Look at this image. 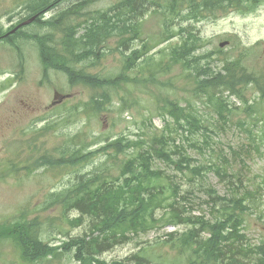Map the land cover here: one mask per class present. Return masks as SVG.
Masks as SVG:
<instances>
[{
    "label": "trees",
    "instance_id": "16d2710c",
    "mask_svg": "<svg viewBox=\"0 0 264 264\" xmlns=\"http://www.w3.org/2000/svg\"><path fill=\"white\" fill-rule=\"evenodd\" d=\"M263 2L264 0H168L165 7L156 9L150 7L148 0H116L110 6V16L92 19L86 28L82 26L87 20L75 15L85 12L86 8L75 3L61 10L65 20L55 14L51 19L31 24L38 27V33H25L20 30L10 36H1L0 40L18 53L20 63H23L24 57L17 43L34 44L42 68L43 81L49 82L51 75H62L69 86H83L92 91L88 101L80 104L78 108L64 111L62 118L47 120L44 128L34 132L39 135L42 132V136L47 133V152L31 159L33 167L28 170L27 175L31 176L40 169H46L47 172L70 170L69 173L74 174L69 186L61 191L50 192L45 203L51 207H59L61 215L70 226H80L84 217L93 219L103 227H111L114 237L126 243L130 241V234H146L168 226L178 227L189 216V212L184 208L178 209L177 198L180 196V190L169 177L154 168L156 160L165 165H172L181 173L198 172L200 178H204L205 170L213 171L218 177L227 178V182L235 186L237 195L224 198L211 189L207 190L210 200L217 207L219 217L211 222L206 242L195 245L193 236L183 235V232L180 235L168 233L166 238L156 242L150 249L166 247L176 254L187 256L190 259L189 264H202L194 258L196 255L210 257L217 264H264V243L252 245L247 237L240 233V227L250 209L248 197L245 195L248 186L243 183V176L216 166L202 168L200 171L192 166V159L188 156L186 148L176 138L186 134L185 139L189 141L191 136L200 133L204 142L211 141L213 130L202 125L197 116L196 104L191 102L192 98L201 100L205 97L217 120L223 123L227 120L226 115L231 109L224 95L202 92L196 85V78L201 76L208 83L231 89L234 97L244 105L242 112L252 118V124H247V132L251 135L248 137V147L256 153L264 149V115L257 107V104H264V73L249 70L242 58H220L223 52L218 48L211 52L204 51L208 42L201 40L193 26L194 23L215 19L229 12L251 13ZM114 7H119L120 11ZM145 17L160 19L159 32L155 37H144L141 21H144ZM188 19L191 24L180 28L182 21ZM122 20L130 21V24L125 25ZM176 37L178 42L169 49L153 52L156 47ZM135 40L140 41V46L135 51L132 48L129 50ZM106 41L110 47L104 49L102 44ZM147 47L152 51L150 59L143 58ZM193 54L206 55L209 64L194 65L191 60ZM156 55L159 56L156 58ZM213 55H216V60L212 58ZM112 56L119 57L116 72L103 74L106 69L103 64ZM218 60L220 65L216 67ZM98 68L102 69L100 73L95 72ZM135 70L140 71L139 76L135 74ZM174 72L183 74L190 82L186 84L189 86L191 101L186 100L185 106H181V101L177 98L162 99L160 114L164 125L158 133L154 129L150 134H141L134 140L118 137L114 140H104V144H101L102 136H94L91 131H80L73 136L61 132L70 117L82 115L87 119H97L111 112L112 100L119 91L130 92L138 85L158 84L160 80L157 74ZM247 81L249 84L246 87L254 86L259 94L258 99L252 103L246 100V87L236 90L238 84ZM126 102L125 98L119 97L120 109ZM167 118H170L171 122ZM149 120L151 122V119ZM253 128L259 130L261 135H255L256 131L253 134ZM144 136H147L148 140L142 139ZM35 141L36 139H32V142ZM177 142L181 143L176 144ZM95 144L100 146L92 149ZM190 144L196 147L195 142ZM25 147L32 148L30 144ZM83 168L92 169L93 172L76 185L78 171ZM157 209L163 210L159 217H155ZM68 211H75L79 217L67 219L65 214ZM229 227L234 230L236 242L247 247L246 254L244 253L240 260L216 255V249L223 244L222 236H225ZM39 228L37 218L28 222L26 213H23L14 223L0 225V241L10 242L18 249L21 259L29 264L59 260L61 255H64L65 259H73L77 264H95L82 259L80 253L87 246L97 251L101 244L91 246L84 237L77 236L68 238L60 245L50 246L47 243L46 248H43L39 244L43 242L39 237ZM100 264L152 263L148 249L142 248L138 253L127 257L124 262Z\"/></svg>",
    "mask_w": 264,
    "mask_h": 264
},
{
    "label": "rangeland",
    "instance_id": "374dc122",
    "mask_svg": "<svg viewBox=\"0 0 264 264\" xmlns=\"http://www.w3.org/2000/svg\"><path fill=\"white\" fill-rule=\"evenodd\" d=\"M102 1L109 7L116 2V0ZM26 2L27 0H0V26L3 30L8 31L13 28L11 25L16 26L27 18L17 12L21 10L17 6L27 4ZM57 12L54 11V15ZM159 24L160 20L157 18L149 17L141 21L144 37L148 35L155 37L159 32ZM195 26L200 36L210 40L204 48L207 52L218 48L219 42L227 41L229 45L223 49L226 57L237 56L242 58L252 71L264 72V3L251 13L229 12L215 19L203 20ZM26 30L32 33L39 32L36 25ZM177 42L176 37L156 47L153 52L167 50ZM2 44L0 43V225H10L20 214L26 213V221L37 218L42 224L40 233L44 242L60 245L68 238L82 236L83 227L68 225L60 210L50 207L45 202L50 192L61 191L69 186L74 174L69 173L70 170L47 172L40 169L31 176L27 175L28 170L33 167L31 159L47 152V133L42 136V132L40 135L34 132L44 128L47 120L62 118L64 111L78 108L80 104L88 101L91 92L80 86H69L62 75H51L49 82L43 81L42 68L37 57L24 58L23 63H20L19 58L18 60L15 58V50L9 45L1 46ZM138 46H140L139 41L132 45L133 50H137ZM21 51L37 55V49L32 42H22ZM212 58L216 60L215 56ZM15 61L17 66L12 65ZM118 61V56L110 57L103 64L106 67L103 74H114ZM10 64L12 68L9 67ZM101 71V68L95 69V72ZM135 74L139 76L140 71L135 70ZM157 78L162 82L161 85H138L130 92L119 91L112 100L111 112L97 119H87L82 115L70 117L67 126L62 128L61 132L73 136L78 131H91L94 136H107L110 139L120 136L136 139L141 134L153 132L154 129L158 133L163 122L158 116L155 98L176 97L184 104V100H188L191 95L189 86L186 84L190 82L183 74H176V72L157 74ZM55 92L59 96L66 97L60 100L59 97H54ZM255 94L254 88L250 87L247 89L246 97L251 100ZM119 97L127 100L122 109H120ZM192 101L200 102L199 111L206 125L216 127L214 129L209 127L213 130L212 142L207 145H203L201 134H195L194 141L197 149L187 147V154L193 159L192 166L199 169L211 165L222 170L231 169L243 176L242 181L248 186L253 202L252 207L250 206L252 212L246 216L244 233L247 234L249 243L258 244L264 241V153H253L248 147V134L241 125L246 116L241 113V109H233L228 117L230 122L224 126L221 122H216L205 98L201 100L192 98ZM229 102L233 104V108L240 106L234 98H230ZM54 103L56 105H53ZM148 117L152 118V125L146 121ZM255 135H261L259 130ZM32 139L36 141L32 142ZM142 139L148 140V137L144 136ZM179 140L185 145V138L179 137ZM29 144L31 149L25 147ZM99 146L100 144H95L91 148L95 149ZM231 150L236 151L238 155L230 154ZM95 162L98 163V160ZM154 165L165 176L171 177L172 183L178 186L181 192L179 209L186 207L188 211L205 213L203 202L208 200L205 192L210 188L219 196L234 194L235 186L231 184L226 186L215 172L209 171L204 174V179H199L189 174L179 173L173 166L165 165L158 160ZM187 191L191 194L185 195ZM185 197L189 199L188 202L184 200ZM155 214L159 216L162 211L158 210ZM77 216L78 214L74 211H68L65 214L69 220ZM214 217L215 214L210 219ZM182 231L183 227H168L154 230L149 234H139L130 243L105 253L101 259L106 263L124 262L127 257L135 254L139 247H147L150 243L159 242L166 238L167 233ZM12 249L14 248L8 242L4 240L0 242V264H20L19 255L13 254ZM148 252L152 264H185V260L178 258L177 254L164 247H155ZM42 264L77 263L61 255L59 260Z\"/></svg>",
    "mask_w": 264,
    "mask_h": 264
},
{
    "label": "bare ground",
    "instance_id": "6f19581e",
    "mask_svg": "<svg viewBox=\"0 0 264 264\" xmlns=\"http://www.w3.org/2000/svg\"><path fill=\"white\" fill-rule=\"evenodd\" d=\"M32 0H27V4H21L20 6H17V8H20L21 10L17 11L18 14L20 15H24L25 17H27L26 19L22 20L20 23V25L17 27V30L16 31H20L22 30L23 32L25 33H30V31H27L26 29L30 28V27H33L35 25H31L33 24L35 21L36 22H43L44 20H46L47 18L51 19L54 15V11H58L56 14H57V17L60 18L61 20H65V17H64V12L61 11L62 9L66 8L68 5H72L73 3H79V4H82L85 8H86V11L85 12H80V13H75V15H78L79 17H81L82 19L84 20H87V22H84L83 23V26L82 28H86L88 26V22L89 21H92V19H97L99 18L100 16H110L112 11H111V8L109 6H107L105 3H103L102 0H87V1H83V0H33L32 3L30 4ZM167 1L168 0H148L149 2V5L150 7L152 8H156V9H161L163 7L166 6L167 4ZM264 3V2H263ZM30 4V5H29ZM136 6L139 5L140 7L142 6V4H135ZM259 7V6H258ZM257 7V8H258ZM115 10L117 11H120V8L119 7H114ZM256 8V9H257ZM255 9V10H256ZM254 10V11H255ZM236 13V12H234ZM240 14V13H239ZM248 14V13H247ZM48 16V17H47ZM149 17H145V19H147ZM151 18H157V17H151ZM158 19V18H157ZM126 20V19H125ZM160 20V19H159ZM208 20V19H206ZM123 21V20H122ZM123 23L125 25L127 24H130V21L129 22H124ZM199 23V22H198ZM191 24V20H184L182 21L181 23V26L180 28H186L188 27L189 25ZM195 24L197 23H194L193 26L195 27L196 29V26ZM13 28L15 26L11 25ZM12 28V29H13ZM39 30V29H38ZM9 31V30H8ZM8 31H5L3 30V28L0 26V36H6ZM143 31V29H142ZM198 31V30H197ZM199 32V31H198ZM200 35V34H199ZM195 36H197V33H195ZM174 39V38H173ZM201 40L204 41V42H209L210 40L209 39H205L204 37H202L201 35ZM218 40V38H217ZM137 42V40L133 41L129 47V50L130 48H132V45ZM140 42V41H139ZM21 43L22 42H18L17 43V47L20 48L21 47ZM221 43H226L225 46L223 47H220V44ZM3 45H7L5 43H3L1 46ZM229 45V42L227 41H222V42H219V45H218V49L221 50L223 52V55L219 56L220 58H227V59H234V58H238L237 56L236 57H232V58H228L225 56V52L223 51V49ZM102 46L104 47V49H107L110 47V44L106 41L102 44ZM11 47V46H10ZM139 47V46H138ZM137 47V48H138ZM244 48H249V47H245V46H242ZM133 49V48H132ZM216 49V48H215ZM214 49V50H215ZM204 51H206L204 49ZM213 51V50H212ZM151 48L150 47H147L145 50H144V53H143V58L145 59H150L151 57ZM207 52V51H206ZM211 52V51H209ZM14 55H15V58L16 60H18V53L14 52ZM21 55L24 57V58H28V57H37L36 54H33V53H28V52H21ZM216 57V55H213ZM218 57V56H217ZM191 60L193 62V64H197V65H203V64H209V59L206 55H203V54H193L192 57H191ZM245 64V63H244ZM12 65L14 66H17V62H13ZM11 64L9 65L10 68H12ZM20 65V63H19ZM220 65V62L219 60L215 63V66H219ZM246 65V64H245ZM247 66V65H246ZM248 67V66H247ZM249 68V67H248ZM249 70H251L249 68ZM252 71V70H251ZM262 73H264L263 71H260ZM162 82L161 81H158V84H155V85H161ZM249 84V82H245V83H241V84H238L237 87H236V90H239L243 87H246L247 85ZM196 85H198V87L203 91H206V92H209V93H212V94H216V95H224V99L226 100V103L227 105L229 106V108L231 109L230 112L226 115L227 117V120L225 123H223L222 121L220 120H217L216 118V122L219 123L221 122L222 125H226L227 123L230 122V119L228 120V117L229 115L232 114L233 112V109H241V113L244 114L246 116L245 120L243 122H241V125L244 127L245 129V132L248 134V137L251 136L249 135V133L247 132V124H252V118L249 117L247 114L243 113L242 111L244 110V105L243 103L237 99L236 97H234L231 89L227 88V87H222V86H219V85H214V84H211V83H208L203 77L201 76H198L196 78ZM170 86V85H169ZM218 86V87H217ZM74 87V86H73ZM82 88H85L83 86H80ZM171 87V86H170ZM250 87H253L256 94L254 96L253 99L249 100L247 99L246 97V100L250 103L256 101L258 99V92H257V89L252 86V85H249L248 87L245 88V92H247V89L250 88ZM85 89H88V88H85ZM90 92H91V95H92V91L90 89H88ZM227 95V96H226ZM64 97L66 96H62L61 99H63ZM164 98H170V99H173V98H176V97H162V96H158L155 98V103H156V109L158 110V116L161 117V111H160V105H161V100L164 99ZM205 98V97H204ZM230 98H234L236 99L238 102H239V105L242 107L240 108V106H238V108H233V104H231L229 102V99ZM178 99V98H177ZM206 99V98H205ZM179 100V99H178ZM189 101H191L189 98H188ZM199 100V99H198ZM180 101V100H179ZM186 100H184L185 102ZM207 101V99H206ZM193 102V101H191ZM208 102V101H207ZM196 105H195V109L196 111L198 112L197 116L198 118L201 120V123L203 126L207 127L208 129H210L209 127H212L213 129L216 128L214 125H206V122L203 118V116L201 115L200 111H199V105H200V102H194ZM181 106H185V103L182 104V102L180 103ZM257 107L261 110V114L264 115V104L262 105H259L257 104ZM162 118V117H161ZM151 119V122L150 120ZM170 122H171V119L170 118H167ZM146 121L152 125V118L151 117H148L146 118ZM162 122H163V119H162ZM163 125H164V122H163ZM217 125V124H216ZM163 127V126H162ZM254 129V132L253 134L255 133L256 131V128H253ZM80 132V131H78ZM150 134V133H149ZM197 134V133H196ZM200 134V133H198ZM186 134L184 135V137L179 136L181 138H185ZM120 137H125V136H120ZM179 137H176L177 139H179ZM194 137L195 135L191 136V139L189 141H186L185 145L184 143L182 142V144L184 145V147L186 148L187 150V147H193L190 143L191 142H195L194 141ZM203 137V135H202ZM128 138V137H126ZM211 138V141H207V142H204L205 140H203L202 143H204L203 145H207L209 142H212V136H210ZM132 139V138H130ZM104 140H114V139H110L109 137L107 136H102V139L100 140L101 141V144H104ZM134 140V139H132ZM186 140V139H185ZM178 143H181V142H177L176 144ZM195 145L196 147H193L195 149H197V144L195 142ZM27 151V150H26ZM253 151V150H252ZM28 152V151H27ZM260 152H264V149H260L259 153ZM253 153H256L255 151H253ZM230 154L234 155V156H237L238 153L236 151H233L231 150L230 151ZM189 156V155H188ZM176 159V158H175ZM192 159V158H191ZM21 161H23L21 159ZM162 162V161H161ZM192 164H193V159H192ZM172 166V165H171ZM211 166V165H210ZM210 166H205L203 168H206V167H210ZM194 167V166H193ZM155 168V167H154ZM196 168V167H195ZM200 171L202 168H199ZM221 169V168H220ZM46 170V169H44ZM159 170V169H158ZM47 171V170H46ZM161 171V170H160ZM225 171H231V169H226ZM233 171V170H232ZM91 172H93L92 169H86V168H83V169H80L78 171V179H77V183L76 185H78L79 183L82 182V179L85 178L88 174H90ZM162 172V171H161ZM179 172V171H178ZM209 171L205 170L203 172V175L205 173H208ZM210 172H213V171H210ZM181 173V172H179ZM182 174H189V175H192L194 178H199V179H204V178H200V174L198 172H195V171H192V172H189V171H183ZM169 177V176H167ZM171 178V177H169ZM172 179V178H171ZM227 179V178H226ZM224 177L221 178V181L224 182L226 184V186L229 185V183L227 182ZM247 186V185H246ZM248 188V187H247ZM211 189V188H210ZM212 190V189H211ZM234 190V194H232L231 196L230 195H226L224 196V198H231V197H234L235 195H237L235 193V189ZM214 191V190H213ZM207 192V190H206ZM205 192V194L208 196V194ZM216 192V191H215ZM180 191H179V195H180ZM217 193V192H216ZM190 195L191 193H189V191L185 192V195ZM238 194H242V193H238ZM247 197H248V206L252 207V197L250 196V192H249V188L248 190L246 191V194H245ZM219 196V195H218ZM220 197H223V196H220ZM181 197L179 196L177 198V203H178V209H179V199ZM184 200L186 202L189 201V199H187L186 197L184 198ZM203 205H205V213H198V212H195V211H192V210H187L186 207H180L181 208H184L185 211H188L189 212V216L187 217V220L185 222L182 223V225L178 226V227H183V235H189V236H193L195 237L194 239V244L195 245H201L203 243L206 242L205 239H208L209 238V233L208 231L211 230V227H210V224L212 221L215 220L216 217H219L218 213H217V210L213 204V202L210 200L209 196H208V200L203 202ZM51 207V206H50ZM249 209V213L250 214L252 212V209ZM53 208H58L59 207H53ZM158 210H161L162 213H163V210L162 209H157L155 211V213L158 211ZM61 212V211H60ZM75 212V211H74ZM78 214V213H77ZM215 214V217L213 219H210L213 215ZM246 214V216L248 215ZM160 216V215H159ZM158 215L155 214V217H159ZM246 216H245V221L244 223L242 224V226L240 227V233L245 235L246 237L247 234L244 233V229H245V222H246ZM79 217V215L77 216V218ZM30 222V221H29ZM39 222V221H38ZM83 222H85L83 224ZM40 224V228H39V237L41 238V233H40V229L42 227V224L39 222ZM82 225V226H81ZM80 226L83 227V233H82V237H84L86 239V241L91 245V246H96V245H100L101 244V247L99 250L97 251H93L92 249H90V247H86L84 250H81V253H80V256L82 259H85L87 261H90L92 263H95V264H100V263H104L106 261L102 260L101 259V256L104 255L105 253L111 251L113 248L115 247H118V246H123L125 245L126 243H130V241L138 236L139 234L137 235H128V237L130 238V241L128 242H124V241H120L118 240L117 238L114 237V234L112 232V228L111 227H103L101 226V224L95 222L93 219H86V217H84L82 219V224ZM79 227V226H78ZM168 227H173V226H168ZM166 227V228H168ZM164 228H158V229H155V230H162ZM154 231V230H153ZM152 232V231H151ZM182 232H178L177 235H180ZM150 233V232H149ZM149 233H146V234H149ZM140 234H143V233H140ZM168 234V233H167ZM234 230L232 227H229L226 231V234L225 236L222 238H224L223 240V244L218 248L216 249V255H218L219 257H233L234 259L236 260H240L242 258V256L244 255V253L247 251V247L246 245L244 244H239L236 242V240L234 239ZM166 235V234H165ZM221 238V236H220ZM42 239V238H41ZM94 239V241H92ZM164 239V238H163ZM248 239V238H247ZM1 242V241H0ZM7 243V241H4ZM44 242V241H43ZM40 242L39 244L43 247V248H46V245L48 242ZM156 242L154 243H150L147 245V247H142V248H146V250L150 249L151 247H153V245L155 244ZM264 243V241H261L260 243L258 244H252V245H260ZM9 245H11L13 247V245L8 242ZM49 244V243H48ZM50 246H53V244H49ZM14 248V247H13ZM141 247H139L138 251L136 253H138L140 251V249H142ZM166 248V247H164ZM168 249V248H167ZM171 251V250H170ZM174 252V251H172ZM12 253L13 254H18L19 255V260H20V264L21 262L23 264H29V262L27 261H24L23 259H21V254L19 253L18 249L14 248L12 249ZM135 253V254H136ZM176 254V253H175ZM246 254V253H245ZM134 255V254H132ZM178 255V258L180 259H183L185 260V264H189V260L187 256H184V255H181L179 253H177ZM131 256V255H130ZM196 260L200 261L202 264H217V262L210 258V257H204V256H200V255H196L194 257ZM263 258H264V255H263ZM52 261V260H51ZM50 261H47V262H38V263H35V264H42V263H48ZM238 264H241V263H238Z\"/></svg>",
    "mask_w": 264,
    "mask_h": 264
},
{
    "label": "water",
    "instance_id": "95a60500",
    "mask_svg": "<svg viewBox=\"0 0 264 264\" xmlns=\"http://www.w3.org/2000/svg\"><path fill=\"white\" fill-rule=\"evenodd\" d=\"M226 45V43H221L220 44V47H223V46H225Z\"/></svg>",
    "mask_w": 264,
    "mask_h": 264
}]
</instances>
